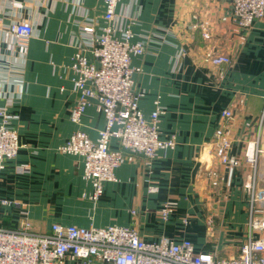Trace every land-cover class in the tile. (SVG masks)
<instances>
[{
    "label": "crops",
    "instance_id": "obj_1",
    "mask_svg": "<svg viewBox=\"0 0 264 264\" xmlns=\"http://www.w3.org/2000/svg\"><path fill=\"white\" fill-rule=\"evenodd\" d=\"M16 1L20 7L13 5ZM104 14L103 0H0V108L16 117L10 126L21 144L0 170V201L12 202L0 204V214L17 227L25 209L41 233L55 223L130 227L146 241L187 238L198 251L210 245L222 257L236 256L249 233L248 187L264 176V18L241 28L231 15L230 0L121 1L115 34L129 30L132 43L145 44V53L131 61L141 69L135 75L140 109L146 119L156 103L164 109L160 137L174 140L175 147L154 159L124 150L115 180L105 182L93 201L83 158L60 147L76 131L95 141L106 126L95 99L79 122L72 120L78 99L72 64L83 46L82 27L92 25L100 33ZM13 21L33 27L25 56L5 47L4 28ZM207 52L227 55L231 63L207 64ZM86 55L93 61L91 52ZM225 110L234 113L227 124ZM224 124L231 153L242 159L238 168L220 164L211 149L215 131ZM260 128L258 162L246 163L244 153ZM110 146L120 149L115 138ZM148 187L158 192L149 193ZM166 201L177 206L165 222L161 211ZM211 218L213 228L207 226Z\"/></svg>",
    "mask_w": 264,
    "mask_h": 264
},
{
    "label": "built area",
    "instance_id": "obj_2",
    "mask_svg": "<svg viewBox=\"0 0 264 264\" xmlns=\"http://www.w3.org/2000/svg\"><path fill=\"white\" fill-rule=\"evenodd\" d=\"M103 1L106 26L100 33L92 25L82 27L83 48L77 52L72 64L78 98L72 120L79 122L91 99H95L98 110L105 116L106 126L99 131L95 141L85 132L76 131L60 147L63 153L83 158L84 178L92 184L90 198L93 201L102 195L105 182L115 180L114 171L125 160L124 150L154 159L159 151L175 147L174 140L160 137L159 121L164 109L156 103L155 110L146 119L139 106L142 94L135 89V75L141 69L133 67L131 61L133 56L145 53V44L132 43L129 30L120 31L119 36L115 34L116 10L122 0ZM13 5L20 7L17 1ZM230 11L237 24L248 29L264 18V0H230ZM32 35L30 23L13 21L4 28L5 47L25 56ZM203 35L209 38L207 32ZM86 51L91 52L93 61L87 57ZM203 59L215 67L231 63L229 56L213 52H207ZM222 117L227 124L234 120V113L225 110ZM14 119L16 117L6 108H0V170L6 161L17 156L21 147L17 131L10 126ZM263 122L264 108L261 124ZM226 124L215 131L211 149L220 164L238 168L242 159L231 153L232 143L226 136ZM261 133L260 128L248 144L244 153L246 163L257 164ZM113 138L118 141L120 149H111ZM257 184L255 178L248 187L251 193L248 238L233 257H222L215 250L198 251L187 238L162 237L158 241H146L130 227L81 228L55 223L48 232L41 233L33 229L28 211L22 209L16 228L0 227V264H264V236L260 235L264 230V219H254L257 207L264 205V190L256 193ZM148 192L156 193L158 188L148 187ZM0 204L10 206L12 202L1 200ZM15 205L19 206V203ZM176 206L173 201L164 202L163 221L170 219ZM183 223L188 225V219H183ZM207 226L213 228L212 218L207 221Z\"/></svg>",
    "mask_w": 264,
    "mask_h": 264
},
{
    "label": "rangeland",
    "instance_id": "obj_3",
    "mask_svg": "<svg viewBox=\"0 0 264 264\" xmlns=\"http://www.w3.org/2000/svg\"><path fill=\"white\" fill-rule=\"evenodd\" d=\"M261 164H263L261 168H262L263 173H264V161ZM257 183H261L263 187H255L256 188V193L261 191V190H264V176L259 178ZM249 195H251L250 192H249ZM257 211H258V213H257ZM254 219L257 220V221H261L262 219H264V205L260 206V207H257V209H256V211L254 213Z\"/></svg>",
    "mask_w": 264,
    "mask_h": 264
},
{
    "label": "trees",
    "instance_id": "obj_4",
    "mask_svg": "<svg viewBox=\"0 0 264 264\" xmlns=\"http://www.w3.org/2000/svg\"><path fill=\"white\" fill-rule=\"evenodd\" d=\"M0 227H4V228H7V229L16 228L15 226L14 227L12 226V224L9 221V219L6 216H4V215H1ZM204 250L212 251V247L210 245L209 246L207 245V247Z\"/></svg>",
    "mask_w": 264,
    "mask_h": 264
}]
</instances>
